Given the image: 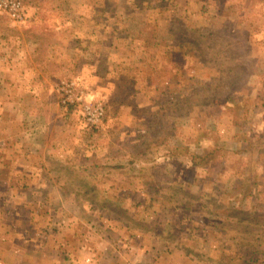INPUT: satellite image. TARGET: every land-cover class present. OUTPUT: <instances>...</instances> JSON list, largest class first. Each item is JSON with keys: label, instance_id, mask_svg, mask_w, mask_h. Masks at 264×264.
Returning a JSON list of instances; mask_svg holds the SVG:
<instances>
[{"label": "rangeland", "instance_id": "1", "mask_svg": "<svg viewBox=\"0 0 264 264\" xmlns=\"http://www.w3.org/2000/svg\"><path fill=\"white\" fill-rule=\"evenodd\" d=\"M0 3L1 93L12 83L5 66L36 69L46 105L37 114L54 111L52 138L74 143L69 161L47 163L64 192L22 193L15 206L0 189L3 212L22 230L32 218L82 245L85 264H126L151 237L163 256L178 248L199 263L264 264V0ZM97 106L103 116L90 123L86 108ZM46 121L35 131L43 141ZM209 202L253 214L226 219ZM72 253L60 256L71 264Z\"/></svg>", "mask_w": 264, "mask_h": 264}, {"label": "crops", "instance_id": "2", "mask_svg": "<svg viewBox=\"0 0 264 264\" xmlns=\"http://www.w3.org/2000/svg\"><path fill=\"white\" fill-rule=\"evenodd\" d=\"M5 67L4 72L9 74H6L7 77L4 78L5 80L11 78L12 83H5L7 84L6 96L0 90L2 96L0 97V125L9 129L5 135L0 136V189L7 188L13 191L15 195L6 202H12L18 206L20 203H16V200L17 197H20L18 202L22 200V193L65 191L64 187L55 183L57 180L55 177L59 176L48 167L47 163L69 161L74 143L71 139L68 142L52 138L55 124L61 121L55 116L54 111L50 119L48 115L46 117L37 114L41 111V101L45 96L37 86L44 80V75L35 69L32 75L24 76L18 72V69L15 71L13 65ZM30 78L31 83L28 84L27 81ZM27 85L29 87H26ZM42 105L43 108L46 106ZM50 105L46 114L51 111ZM38 119L47 120V130L50 134L45 141L38 139L35 134ZM17 174L25 175L27 180L13 182L11 188L9 177ZM0 200L4 202V197H0ZM27 206L30 207L29 204ZM12 214L0 209V264H70L68 254L65 259L60 256L61 253L65 254V251L73 252L70 255L76 258V261L72 260L71 264H85V261L80 258L84 250L82 245L68 247L64 240L59 239L57 232H52L51 229L41 230L43 226L36 227L34 225L37 222L36 219H30L32 221L29 230H22L21 218ZM55 223V219L47 217L45 220V226L53 227ZM165 249V243L161 239L151 237L149 243L132 254L126 264H205L199 263L194 257L178 248L173 249L168 256H163ZM98 254L101 260H106L105 254ZM110 264H113L112 261Z\"/></svg>", "mask_w": 264, "mask_h": 264}, {"label": "built area", "instance_id": "3", "mask_svg": "<svg viewBox=\"0 0 264 264\" xmlns=\"http://www.w3.org/2000/svg\"><path fill=\"white\" fill-rule=\"evenodd\" d=\"M11 3H4V8H6ZM3 4L0 3V8H2ZM9 11L11 12V15L13 17H19L16 12L18 11L17 5L15 3L11 4V7L9 8ZM71 85H65L62 89L64 94V99L61 101L63 105H67L70 101V99L74 96V88ZM85 118H87V121L90 123L97 122L102 116H103V109L100 106H97L95 109L93 108H86L85 111Z\"/></svg>", "mask_w": 264, "mask_h": 264}, {"label": "trees", "instance_id": "4", "mask_svg": "<svg viewBox=\"0 0 264 264\" xmlns=\"http://www.w3.org/2000/svg\"><path fill=\"white\" fill-rule=\"evenodd\" d=\"M216 102H228V99L227 98H225L223 101H216ZM201 159V156L200 155H195L194 157H193V161H192V166H191V168H194V167H197V164H196V162H194V159ZM95 166H96V164H95ZM93 190H95V189H91L90 191H93ZM210 203V202H209ZM213 205V206H215L216 207V209L218 210V211H221V215L222 216H225V218L226 219H228V218H232L233 220H237V218H239V216H238V214H237V212L239 213V212H241L240 211V209H237V208H235V207H233L232 205H229V204H227V205H222L221 207L222 208H218L217 206H216V202H213V203H210V205ZM106 206L108 205V204H105ZM106 206H104V207H106ZM116 206H118V205H116ZM182 208H184L183 210H186V209H188V207L186 206V205H182ZM242 210V214H244V216H249V215H251V214H253V213H250V212H245V210L244 209H241ZM184 219V218H183ZM249 219L251 220V221H255V217H249ZM237 224V226H236V228L235 229H237L239 226H242V221L239 219V221L236 223ZM231 231H234L235 232V230H231ZM245 233H248V231H245ZM176 241H179V239H177Z\"/></svg>", "mask_w": 264, "mask_h": 264}]
</instances>
